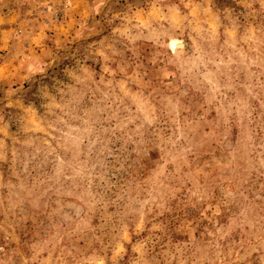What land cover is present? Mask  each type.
<instances>
[{
    "label": "rangeland",
    "instance_id": "rangeland-1",
    "mask_svg": "<svg viewBox=\"0 0 264 264\" xmlns=\"http://www.w3.org/2000/svg\"><path fill=\"white\" fill-rule=\"evenodd\" d=\"M0 264H264V0H0Z\"/></svg>",
    "mask_w": 264,
    "mask_h": 264
}]
</instances>
